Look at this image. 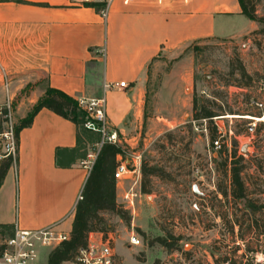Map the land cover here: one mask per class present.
<instances>
[{"label":"crops","instance_id":"1","mask_svg":"<svg viewBox=\"0 0 264 264\" xmlns=\"http://www.w3.org/2000/svg\"><path fill=\"white\" fill-rule=\"evenodd\" d=\"M258 27L239 0H114L106 18L86 0L0 1V77L9 84L0 101L13 98L21 120L49 86L76 99L105 97L109 125L127 133L144 114L149 67L158 57H177L198 40L241 38ZM185 62L175 87L165 83L178 103L193 82L189 57ZM123 81L128 86H120ZM78 134L75 122L47 107L20 130L18 160L0 187V224L56 225L71 233L91 170L82 163ZM137 155L129 164L136 163L141 176ZM133 178L117 184L118 202ZM90 236L105 240L100 231Z\"/></svg>","mask_w":264,"mask_h":264},{"label":"rangeland","instance_id":"2","mask_svg":"<svg viewBox=\"0 0 264 264\" xmlns=\"http://www.w3.org/2000/svg\"><path fill=\"white\" fill-rule=\"evenodd\" d=\"M249 5L255 6L259 23L254 31L241 38L195 41L177 57L161 55L158 65L149 67L144 114L127 133L119 134L117 143L127 163L134 153L141 154L136 213H103L108 223L104 234L121 264L264 261V168L259 160H254L253 166L250 160L238 157L236 149L231 156L227 152L210 154L208 143L214 127L208 121L206 132V118L196 117L203 105L217 115H245L252 109L248 102L264 80V0H249ZM187 57L193 67V82L178 103L173 97L176 90L165 86L175 87L179 76L185 74ZM3 83L0 77V97L7 92ZM29 91L23 89L19 96ZM244 120L234 119V124L239 128ZM100 142L99 132L79 124L78 149L85 157L94 153L97 158ZM244 147L242 153H246ZM235 167L242 171L255 210L248 206V199L233 195ZM143 186L147 193L142 192ZM132 231L141 238V245L128 243ZM6 235L0 233V246ZM48 252V248L42 250V264H47Z\"/></svg>","mask_w":264,"mask_h":264},{"label":"built area","instance_id":"3","mask_svg":"<svg viewBox=\"0 0 264 264\" xmlns=\"http://www.w3.org/2000/svg\"><path fill=\"white\" fill-rule=\"evenodd\" d=\"M86 2L94 4L101 16L106 18L114 0H86ZM5 85L8 87L9 84L6 82ZM120 86L126 87L128 84L123 81ZM79 101L81 106L90 113V118L85 121V126L101 134L100 144L118 143L120 141L119 134L111 128L107 119L105 97L81 98ZM248 105L252 109L245 115L226 113L211 118V123L216 129V136L209 138L208 151L214 156L226 152L231 156L233 149H236L238 157L250 160L253 166H255L254 160H259L264 168V80L260 82L258 94L250 98ZM242 117L245 120L238 128L234 124V119L238 120ZM204 121L205 131L208 132V120L204 119ZM18 125L15 101L7 96L3 102H0V165L7 158H12L13 163L17 161ZM236 142L239 145H236ZM242 145L245 146L246 153L241 152ZM136 157L141 161L140 155ZM95 160L96 154L90 153L82 163L86 168L92 169ZM129 174L134 175L133 185L123 194L121 205L135 214L136 202L140 194L135 190V185L139 183L140 170L137 169L136 163L131 166L125 160H120L115 170L116 184ZM261 195L264 199V191ZM69 237L68 232L58 229L56 225L35 229H23L14 225L12 233L7 234L2 241L3 252L0 256V264H42V250L48 248L49 255L53 248ZM128 243L131 246H138L142 244V240L135 231H132ZM64 264L121 263L109 238L97 240L89 236L87 245L80 248L76 255L65 261Z\"/></svg>","mask_w":264,"mask_h":264},{"label":"trees","instance_id":"4","mask_svg":"<svg viewBox=\"0 0 264 264\" xmlns=\"http://www.w3.org/2000/svg\"><path fill=\"white\" fill-rule=\"evenodd\" d=\"M239 1L241 3L243 13L249 18L257 20L255 6L251 7L249 5V0ZM196 105L197 102L195 99V109ZM44 107H47L65 118L72 120L77 124L78 128L81 122L85 126V121L87 120H85V116L88 111L81 106L79 99H76L61 89L49 86L47 87L45 94L35 103L29 114L25 118L21 119L17 127L18 132H20L23 127L30 125L33 122L34 116ZM215 115H217L215 112L209 109L206 105H203L200 112L196 114V117L206 118L209 122H211V118ZM215 136L216 129L214 128V133L211 137ZM119 154H122V149L117 143L107 142L102 145L85 182L81 193L82 197L77 202L70 237L50 251L48 264H64L65 261L72 259L80 248L87 245L91 232H106L108 230V223L103 214L104 212H113L118 215H125V213L128 212L127 209L118 203L116 195L117 184L115 179V170L120 162L119 160L117 161ZM12 164V158H7L1 163L0 187ZM232 178L234 197L239 199H248L251 203L248 206L252 209L254 208L255 210L256 206L253 204L252 198H249L248 188L242 177V171L240 168H233ZM147 191L146 186H143L142 192L147 193ZM13 227L14 225L10 224H0V233L11 234ZM104 236L106 239V234H104ZM159 239L162 241L165 240L164 238ZM2 252L3 245L0 246V256ZM259 264H264V261H259Z\"/></svg>","mask_w":264,"mask_h":264},{"label":"water","instance_id":"5","mask_svg":"<svg viewBox=\"0 0 264 264\" xmlns=\"http://www.w3.org/2000/svg\"><path fill=\"white\" fill-rule=\"evenodd\" d=\"M244 149H245V147H244ZM194 190H195V192L199 193L198 186H195Z\"/></svg>","mask_w":264,"mask_h":264}]
</instances>
